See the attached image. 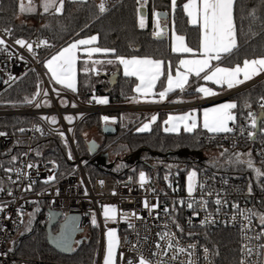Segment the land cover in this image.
I'll return each instance as SVG.
<instances>
[{
    "label": "trees",
    "instance_id": "1",
    "mask_svg": "<svg viewBox=\"0 0 264 264\" xmlns=\"http://www.w3.org/2000/svg\"><path fill=\"white\" fill-rule=\"evenodd\" d=\"M186 0H176L173 10L171 0H124L101 13L97 3L90 0H63V10L57 13L55 9L44 12L39 6L41 35L48 38L55 53L62 46L79 38L92 35L97 36V46L101 49H114L111 58L122 57H150L170 62L176 65L179 55L172 53L169 46V35L172 32L185 36L192 48L199 45V29L189 24L183 12ZM20 0H1L0 28L7 30L12 38L28 36L32 32V23L36 18V6L33 12H21ZM59 0H57V5ZM27 6V3H24ZM145 9V27L139 26V9ZM156 13H164L166 19H159L160 28L156 27ZM234 23L236 27L238 48L233 54L224 58L220 63L226 66L241 64L245 59H255L264 56V0H235ZM166 27L162 39H156L155 32ZM52 53V54H53ZM51 54V55H52ZM50 55V56H51ZM43 65V64H42ZM117 74L113 85L108 77ZM166 74L158 82L162 86ZM198 82L192 84L181 93L174 92L170 99L184 97L187 100H198L194 92ZM135 80L123 77L118 64L106 72L78 73V88L75 94L80 103H85L89 95L107 96L108 106H123L129 104L128 96L133 94ZM41 89L40 78L37 73L30 72L10 88L0 93V109L25 108L37 96ZM264 96V78L247 89L228 98L236 99L238 107L235 109L236 118L249 110H257V102ZM245 102L250 107L245 106ZM169 111H160L157 120L151 124V130L138 132L137 129L149 117L140 112L133 114L128 120L121 119L120 112L91 114L84 117L76 126L73 133V145L78 157L89 159L84 171L89 180L97 176H114L119 180H127V174H132L131 181L136 180V167L146 170L158 185L164 180L177 179L180 188L184 189V182L190 170H197L208 174H218L227 177L229 181L238 180V188L246 189L251 182L255 189L264 180V159L254 157V166L237 163V154L253 151L254 142L250 136L244 137L237 143L225 140L230 133L210 134L197 127L193 132L183 130L177 133L163 131V122ZM137 113V112H136ZM115 117L112 124L116 129L114 135H104L102 125L106 124L102 118ZM32 119L22 117H0V133L8 132L15 136L30 126ZM231 124V123H230ZM229 124V125H230ZM97 131L100 142L87 141L89 131ZM262 139V138H258ZM93 143L90 146V143ZM97 146L96 154L91 148ZM26 141L14 138L4 147L0 143V183L6 182L9 168L16 162L24 150ZM226 150V151H225ZM31 151L34 158H42L51 163L55 179L65 176L74 167L73 156L63 135L47 133L44 137H36L31 141ZM175 153V154H173ZM221 153H224L221 155ZM71 155V159L69 158ZM97 154H107L108 157H123L113 162L111 169H104L91 162ZM169 154V155H167ZM13 157L16 159L13 160ZM111 163V162H110ZM256 169L261 170L257 175ZM167 177V179H166ZM257 214L264 216V203L257 205ZM47 201L30 204L29 215L21 227L22 231L12 242L11 255L16 259L26 261H58L67 264H93L98 248V232L89 228L78 237L71 252L63 253L52 246L47 238L45 225L48 220ZM20 229V230H21ZM57 227L53 228V232ZM201 243L207 244L213 251V264H238V236L230 229H215L198 233ZM197 236V235H195ZM264 242V235H262ZM117 260V258H116Z\"/></svg>",
    "mask_w": 264,
    "mask_h": 264
},
{
    "label": "built area",
    "instance_id": "2",
    "mask_svg": "<svg viewBox=\"0 0 264 264\" xmlns=\"http://www.w3.org/2000/svg\"><path fill=\"white\" fill-rule=\"evenodd\" d=\"M90 1L97 3L98 6L102 2V0ZM123 1L103 0L107 10ZM23 2L28 3V0ZM33 2L36 6V18L32 23V32L28 36L12 38L7 30L0 28V39L5 41L4 45H0V93L30 72L37 73L41 82L39 95L29 106L0 109V117L27 116L32 119L30 126L17 135L12 136L8 132H2L4 135H0V143L4 147L14 138H22L26 141L24 150L9 168L11 171L7 172L6 182L0 183V207L4 209L0 212V264H67L45 260L26 261L11 255L12 239L21 229L30 204L41 201H47L49 209L59 213L60 220L77 214L78 227L83 230L81 235L89 228L97 230L98 248L93 264H102L105 233L109 229H115L119 239V247L116 250L117 264H129L130 261L131 264H139L141 257L149 261V264H189V262L213 264V251L209 245L201 243L198 233L219 228L230 229L237 233L238 264L241 262L262 264L263 242L260 234L264 225L260 223L257 205L264 203V180L255 189L252 183L248 182L246 189L241 190L238 188V180L232 182L227 177L194 169L187 173L184 189L180 188L176 178L164 180L158 185L149 176L143 186L137 181L119 180L112 176H97L92 181L87 178L84 164L73 145L74 130L84 117L123 110L131 112L165 110L187 104L108 106L97 103L98 99L107 96L92 94L85 103H79L74 93L55 91L42 68L44 61L54 52V47L48 38L41 35L40 0ZM21 39L32 44V51L16 44V40ZM42 41H47V44ZM257 79L216 98H227L239 93L255 84ZM45 92L47 95L44 94ZM133 98L138 99V96L134 93L129 95V102H134ZM260 104L259 100L257 110H249L237 117L235 123L229 125L233 128V132L225 137V140L237 143L242 138L249 137L250 132L255 133L254 138L250 137L251 142H254L253 151L240 154L249 157L253 166L254 157L264 159V130H262L264 109ZM249 112L260 118L257 133L251 125ZM53 117L55 123L51 122ZM66 117H71V121ZM50 132L63 134L74 163L73 169L68 174L52 181H48V177L54 176L51 163L42 158H34L31 151V141L36 137H44ZM259 137L262 139H258ZM86 161L88 162L89 159ZM191 171H196L197 176L194 181V191L189 195L186 182ZM29 185L31 189L27 190ZM217 199L220 200V204L216 203ZM145 201L148 207L144 206ZM189 203L193 205L192 208L188 207ZM104 205L116 207L115 220L105 219ZM132 213L135 215L133 216ZM93 218L96 220L95 225L92 223ZM164 233H168V236L161 239ZM169 239L173 244L171 249L168 248ZM177 248H183L185 251L178 252ZM248 249H251V253Z\"/></svg>",
    "mask_w": 264,
    "mask_h": 264
},
{
    "label": "snow or ice",
    "instance_id": "3",
    "mask_svg": "<svg viewBox=\"0 0 264 264\" xmlns=\"http://www.w3.org/2000/svg\"><path fill=\"white\" fill-rule=\"evenodd\" d=\"M173 10L176 8V0H171ZM43 10L48 12L50 9H55L57 13L62 12L63 10V0H59L57 5V0H43ZM234 0H187V3L183 5V10L189 18V23L192 25L200 26V42H199V58L195 59H181L179 61L178 70L175 77L169 73L167 74V86L164 91L159 92L160 100H163L167 94L173 91L176 88L181 90L184 89L185 85L188 83L189 74L194 73L197 77L201 76V73H204L203 79L206 81H211L214 84L220 86H227L228 89L237 87L240 84L245 83L248 80L253 79V77L264 73V56L255 59H245L242 66L236 64L234 67H221L219 64L212 66L211 61L215 60L217 62L222 61L224 58L229 57L233 54L234 50L238 48L237 43V34L236 27L234 23ZM19 10L21 12H33L35 11V6L33 0H28L27 6L24 4L23 0H20ZM107 9L105 3L102 2L99 5V11L101 13L105 12ZM161 14L156 13L157 21L156 27L159 29V18ZM139 26L141 28L145 27L144 17L141 15L139 19ZM156 36H163L164 31L159 30L155 32ZM97 41L96 36H92L88 39H81L75 43L70 44L68 47L63 48L57 54L53 55L49 60L46 61L45 67L51 73V79L55 83L63 85L66 88L71 89L72 91L76 90V61H77V51L80 46L92 45ZM42 43L47 44V41H42ZM5 41L0 39V45H4ZM16 44L21 47H27L29 51H32V44L27 43L24 40H16ZM171 50L174 53H194V50L189 47L185 42V37L183 35H176L173 32ZM87 55L89 58L93 53L99 52H114V49H101L99 47H90L86 49ZM119 64L123 65L124 76L125 77H135L139 83L134 88V91L138 96L147 98L153 95V89L156 86L157 81L160 80L163 73V64L161 60L153 59L150 57L144 58H125L122 56L117 57ZM113 61L109 60L108 63ZM94 63H101V61H95ZM184 69L183 72L179 69ZM87 70V69H86ZM12 79H15L12 77ZM197 92L202 93L204 96H215L217 93L208 87H199L196 89ZM47 95V92L44 93ZM39 95V92L36 93ZM95 99V97H94ZM134 102H139L138 99L133 98ZM261 108L264 109V96L260 98ZM28 103H32L31 100H27ZM154 102V101H153ZM47 103V102H45ZM97 103L107 104V98H101L97 100ZM40 105H37L39 107ZM246 107H250L247 102H245ZM238 107L235 102H226L219 105H216L212 108L204 110L203 113V128L210 133H231L233 128L229 126L230 122L235 123L236 116L233 113V110ZM249 117L251 118V125L253 128L257 125V117L249 112ZM264 116V114H262ZM47 119V118H45ZM71 121V117H66ZM108 117H104V120L107 122ZM157 116L153 115L150 118L149 123H144L141 127L137 129L138 132H146L151 130V124L155 123ZM51 122L55 123V117L51 118ZM168 127L164 129L165 132H179L181 126L185 132H193L197 128L196 117L192 113H186L184 115L174 116L169 115L167 120L164 121ZM264 130V129H262ZM23 131V129H21ZM243 131V130H242ZM4 135V133H0ZM61 135H63L61 133ZM255 133L250 132L249 136H254ZM226 151V150H225ZM224 153H221L223 155ZM71 159V155L69 154ZM16 158L13 157V160ZM237 163H242L239 159V154H237ZM249 168L253 167L251 159L247 161ZM32 167V165H28ZM9 171H11L9 169ZM257 175H261V170L256 169ZM197 176L196 171H191L188 174L187 180V191L191 195L194 191V181ZM55 179V176L48 177V181ZM167 179V177H166ZM139 180L141 186L147 182V178L144 172H140ZM48 181H45L46 183ZM103 183V182H101ZM31 189V185L27 190ZM206 201L204 204L206 205ZM217 204H220V200H216ZM145 207H148L147 201L144 204ZM155 207V205L153 206ZM189 208H192L191 203L188 204ZM4 209L0 207V212ZM117 209L113 205H104L103 206V215L106 220H115L116 219ZM134 216L135 213H132ZM127 219V217H125ZM74 221L75 218H72ZM93 225L96 224L95 218L92 220ZM260 223L264 225V216L260 217ZM70 227V225H65V228ZM179 227V225H177ZM182 231V229H181ZM260 235H264L262 232ZM107 236V246L104 256L103 264H116V250L119 247V239L116 234L115 229H109L106 233ZM168 236V233L161 235V239H164ZM259 238V236H257ZM58 243L64 247L70 248L68 243L67 235L62 232L59 237L56 238ZM159 247V245H157ZM173 247L171 239L168 241V248ZM194 247V246H191ZM178 252H184L185 249L177 248ZM207 251V249H205ZM248 252L251 253V249H248ZM175 259V257H173ZM131 264V261L129 262ZM139 264H149L144 257L139 259ZM191 264V262H189ZM243 264V262H241Z\"/></svg>",
    "mask_w": 264,
    "mask_h": 264
},
{
    "label": "crops",
    "instance_id": "4",
    "mask_svg": "<svg viewBox=\"0 0 264 264\" xmlns=\"http://www.w3.org/2000/svg\"><path fill=\"white\" fill-rule=\"evenodd\" d=\"M185 3H187V0L184 2V4ZM183 12H184V10H183ZM184 14L186 15V17L188 19V22H189V18L187 16V14L185 12H184ZM190 25H192V24H190ZM192 26H197L198 27V29H199V42H200V35H201V33H200V26L199 25H192ZM176 35H180V34H176ZM92 36H96V35H92ZM92 36L85 37V38H79V39H76L74 41H71L67 45L62 46L60 49H58L55 53H53L51 56H49L44 61V63H43V65H44V71H45V74L48 77L49 81L52 83V85L57 86V87H61V88L65 89V90H67L68 92H71V93L76 94L77 93V88H78V73L79 72H85V73L86 72L87 73H90V72H93V73L102 72V73H104L109 68L113 67V65L115 63L118 64V67H119V70H120L121 75L123 77H125L124 76L123 65L119 64L117 58H111L109 56L112 52H108V53H104V52L93 53V55L89 58V56L87 55L86 49L87 48H90V47H98L97 46V41H96V43L95 44H92V45H87V46L82 45V46H80L79 50L76 53V55H77V61H76V82H75L76 90L75 91H72L71 89L66 88L63 85L57 84V83H55L54 80L51 79V73L45 67L46 61L49 60L53 55L57 54L63 48L68 47L70 44L75 43V42H77V41H79L81 39H88V38H90ZM172 36H173V32L169 35V46H170V50H171V44H172ZM185 42L189 46V44L187 43L186 38H185ZM189 47H191V46H189ZM192 49L194 50V53H174V52H172L174 54L179 55V58H178V60L176 62V65L175 66H172L170 62H165L163 64V73L166 74V77L164 79V82H163L162 86L158 88V82L159 81H157L156 86L153 89V93L154 94L151 95V96H149V97H147V98L138 96V94L134 91V88L139 83V81L135 77H132L135 80V85L133 86V93L138 96V100H139V103L138 104H147V105H157V104H173V105H179V104H187L185 106H181V107H177L176 106V107H171V108H168V109H165L164 110V111L173 110L172 112H175V113H173L174 116L184 115V114L187 113L186 110H190L192 107L200 106L197 103H206V102H208L210 100L212 101L213 99H215L219 95H222L224 93H228V92H230L232 90H235V89H237L239 87H242V86H244V85H246L248 83H251L252 81H254L255 79H257L258 77H260L263 74V73H261L260 75H257L255 77H253V79L248 80L245 83L238 85L237 87H234L232 89H228L227 86H220V85L214 84L211 81L204 80L202 78L203 75H204V73H201V76L200 77H197L194 73H191V74H189V77H188V83L185 85V87H184L183 90L188 89L192 84H194L195 82H198L197 85L195 86V90H194V92L198 96V98H197L198 100H187L184 97H179V96L176 97V98H174V99H170V96L172 95V93H174L176 91L179 92V93H181L183 91V90H181L179 88H176L173 91L169 92L167 94V96L163 100H160L159 92L164 91V89L167 86V74L169 73V71L171 72V74L173 75V77H175L176 72L178 70L179 61L181 59H195V58H199V45H198L197 48H192ZM125 58H132V57H125ZM137 58H144V57H137ZM109 60H111L113 62L112 63H108ZM95 61H101V63H97L96 64V63H94ZM211 64H212V66H216L217 64H219V66H221V67H230V66L224 65L223 63L217 62L215 60L211 61ZM242 64H243V62L240 65L242 66ZM234 66H232V67H234ZM93 67H96L97 70L94 71L93 70ZM179 71L183 72L184 69L180 68ZM199 87H208V88H211L213 91H215L217 93V95H215V96H207L206 97L202 93H199V92L196 91V89L199 88ZM160 111H163V110H156V111L152 110V111L142 112V113H146V114L149 112L147 115L145 114L146 117H149V118L144 123H149L151 116H153V115H156L157 116L158 112H160ZM156 112H157V114H155ZM167 118H168V115L166 116V119L165 120H167ZM196 122H197V120H196ZM143 124H141L140 127ZM166 127H168V125H166L163 122V131H164V129ZM197 127H200V125L198 124V122H197ZM181 130H183V126H181V128H180L179 131H181ZM168 133H177V132H168ZM263 232H264V226H263ZM116 264H117V260H116ZM262 264H264V242H263V248H262Z\"/></svg>",
    "mask_w": 264,
    "mask_h": 264
},
{
    "label": "water",
    "instance_id": "5",
    "mask_svg": "<svg viewBox=\"0 0 264 264\" xmlns=\"http://www.w3.org/2000/svg\"><path fill=\"white\" fill-rule=\"evenodd\" d=\"M141 15L143 17H145V9L144 8H140L139 9V16L141 17ZM160 18H162L163 20L166 19V15L164 13H161ZM159 18V19H160ZM162 30L165 32L166 31V27L164 26L162 28ZM156 39H162L163 36H156ZM262 77H264V75H261L260 77H258L257 80L261 79ZM117 78V74L113 73L108 77V81L111 85L114 84L115 79ZM256 80V81H257ZM255 81V82H256ZM215 100H219V98L213 99L212 101ZM211 102L208 101L206 103ZM198 105L201 104H205V103H197ZM259 121L260 118H257V125L255 127V132H258V125H259ZM101 131L104 135H114L116 134V129L112 124L106 123L104 125H102L101 127ZM254 138V136H253ZM92 142L90 143V146H92ZM91 153L93 155L96 154L97 151V146H93L91 149ZM175 154V153H173ZM169 155V154H167ZM108 160V155L107 154H97L95 157H93V159L91 160V162H94L97 166H106V168L109 170L112 168L113 163H109L106 165ZM48 214V220L46 222L45 225V230L47 233V238L50 242V244L52 246H54L55 248H57L58 250L62 251L63 253L66 252H71V250L73 249L74 245L76 244L78 237L83 233V230L81 228L78 227V223H79V216L77 214H72L68 217H66L63 220H60V215L58 212L52 210V209H48L47 211ZM72 218H75V220L73 221ZM65 225H70V227L65 228ZM57 227V231L53 232V228ZM64 232L67 237H68V243L70 244V248L64 247L61 244L58 243L57 241V237H59L61 235V233Z\"/></svg>",
    "mask_w": 264,
    "mask_h": 264
},
{
    "label": "rangeland",
    "instance_id": "6",
    "mask_svg": "<svg viewBox=\"0 0 264 264\" xmlns=\"http://www.w3.org/2000/svg\"><path fill=\"white\" fill-rule=\"evenodd\" d=\"M41 5H43V0H40V5L39 6H41ZM97 6H98V4H97ZM98 8H99V6H98ZM97 64V63H96ZM42 68H43V70H44V65H42ZM93 70L94 71H96L97 70V68L96 67H93ZM264 74V73H263ZM262 74V75H263ZM264 77H262L261 79H259V80H257L255 83H257L258 81H260V80H262ZM47 79H48V77H47ZM48 81H49V79H48ZM50 82V81H49ZM51 83V82H50ZM51 85H52V83H51ZM52 87H53V89L55 90V91H57V92H60V91H67V90H65V89H63V88H61V87H57V86H54V85H52ZM77 100V99H76ZM78 102V101H77ZM226 102H235L236 103V99H234V98H222V99H219V100H216V101H211V102H209V103H205V104H202V105H200V106H197V107H192L190 110H186V112L187 113H192L195 117H196V120H197V122H198V124L200 125V128L201 129H203V130H205L207 133H210V132H208L206 129H204L203 128V113H204V110L205 109H208V108H212V107H214V106H216V105H219V104H222V103H226ZM80 103V102H79ZM139 102H129V104H138ZM147 103V102H146ZM148 111H151V110H148ZM164 111V110H163ZM118 112H120V114H119V116L121 117V119H124V120H128V119H130L131 117H132V115L133 114H135V115H138L139 116V114H140V112H131V111H118ZM141 112H145V111H141ZM149 113V112H148ZM147 113V114H148ZM173 113H175V112H170V113H167V115L169 116V115H173ZM233 113H234V115H235V113H236V110L234 109L233 110ZM146 114V115H147ZM155 114H157V112L155 113ZM105 117H108V116H105ZM115 117L116 116H114V117H108L109 119H108V121L106 122L105 120H104V118H102V120L105 122V123H109V124H113L114 123V121H115ZM231 123V122H230ZM210 134H218V133H210ZM86 140L87 141H90V140H94V141H96V142H100V137H99V135H98V133H97V131H95V130H92V131H89L88 133H87V136H86ZM86 158L87 157H85L84 159H81V161H82V163L84 164V166L86 167L87 165H89V166H91L90 164H87V161H86ZM121 158H123V157H114V156H110V157H108V160L110 161V162H116L117 163V161H119ZM239 159H240V161H242V164H244V165H246V166H248L247 165V161L250 159L249 157H244L243 155H239ZM140 172H144L145 173V176H146V178L147 177H149L148 175H147V172H146V170H144L141 166H137L136 167V171H135V173H136V180L135 181H137V182H140V180H139V174H140ZM127 176V180H131V177H132V174H127L126 175ZM112 177H114V176H112ZM115 178V177H114ZM90 181H92V180H90ZM186 184L188 185V182H186ZM27 214H30V212L28 211L27 212ZM26 221L29 219V218H31L32 219V215H26ZM22 231V229L21 230H19V233ZM18 233V234H19ZM107 233V232H106ZM106 233H105V245H104V256H105V252H106V246H107V236H106ZM18 234L14 237V239L18 236ZM13 239V240H14ZM13 240H12V242H13ZM12 242H11V248H12ZM104 256H103V260H102V264H103V262H104Z\"/></svg>",
    "mask_w": 264,
    "mask_h": 264
},
{
    "label": "flooded vegetation",
    "instance_id": "7",
    "mask_svg": "<svg viewBox=\"0 0 264 264\" xmlns=\"http://www.w3.org/2000/svg\"><path fill=\"white\" fill-rule=\"evenodd\" d=\"M109 163H110V161H109V160H107V163H106V165H107V164H109ZM111 163H113V162H111ZM100 167H101V168H104V169H107V168H106V166H100ZM55 232H56V231H55Z\"/></svg>",
    "mask_w": 264,
    "mask_h": 264
}]
</instances>
